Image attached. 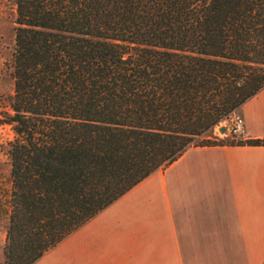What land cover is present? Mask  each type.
Listing matches in <instances>:
<instances>
[{
    "label": "trees",
    "instance_id": "obj_1",
    "mask_svg": "<svg viewBox=\"0 0 264 264\" xmlns=\"http://www.w3.org/2000/svg\"><path fill=\"white\" fill-rule=\"evenodd\" d=\"M3 264H33L264 88V0H15Z\"/></svg>",
    "mask_w": 264,
    "mask_h": 264
},
{
    "label": "crops",
    "instance_id": "obj_2",
    "mask_svg": "<svg viewBox=\"0 0 264 264\" xmlns=\"http://www.w3.org/2000/svg\"><path fill=\"white\" fill-rule=\"evenodd\" d=\"M240 110L264 137V88ZM33 264H264V146L187 148Z\"/></svg>",
    "mask_w": 264,
    "mask_h": 264
},
{
    "label": "rangeland",
    "instance_id": "obj_3",
    "mask_svg": "<svg viewBox=\"0 0 264 264\" xmlns=\"http://www.w3.org/2000/svg\"><path fill=\"white\" fill-rule=\"evenodd\" d=\"M16 19L15 0H0V118L4 112L11 111L10 99L14 92V80L12 75V52L14 48V35ZM234 113L239 115L242 120L243 116L240 112ZM232 113L229 118L234 114ZM225 126L224 132L220 131V127ZM230 125L227 121H223L214 129V135L218 137L231 135H242L237 132H230ZM14 138V132L10 125L0 122V264H3V246L5 243L7 217H8V196L10 192L9 169L10 162L8 157V144Z\"/></svg>",
    "mask_w": 264,
    "mask_h": 264
},
{
    "label": "built area",
    "instance_id": "obj_4",
    "mask_svg": "<svg viewBox=\"0 0 264 264\" xmlns=\"http://www.w3.org/2000/svg\"><path fill=\"white\" fill-rule=\"evenodd\" d=\"M227 122L231 127V131L237 133H241L243 131V120L239 115L234 113Z\"/></svg>",
    "mask_w": 264,
    "mask_h": 264
},
{
    "label": "water",
    "instance_id": "obj_5",
    "mask_svg": "<svg viewBox=\"0 0 264 264\" xmlns=\"http://www.w3.org/2000/svg\"><path fill=\"white\" fill-rule=\"evenodd\" d=\"M225 130H226V127H225V126H221V127H220V131H221V132H224Z\"/></svg>",
    "mask_w": 264,
    "mask_h": 264
}]
</instances>
